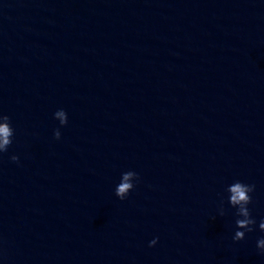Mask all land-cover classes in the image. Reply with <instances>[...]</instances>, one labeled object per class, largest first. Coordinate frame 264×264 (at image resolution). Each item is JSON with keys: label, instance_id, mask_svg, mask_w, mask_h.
Listing matches in <instances>:
<instances>
[{"label": "water", "instance_id": "95a60500", "mask_svg": "<svg viewBox=\"0 0 264 264\" xmlns=\"http://www.w3.org/2000/svg\"><path fill=\"white\" fill-rule=\"evenodd\" d=\"M0 112L2 264H264V0H0Z\"/></svg>", "mask_w": 264, "mask_h": 264}, {"label": "clouds", "instance_id": "9594fccd", "mask_svg": "<svg viewBox=\"0 0 264 264\" xmlns=\"http://www.w3.org/2000/svg\"><path fill=\"white\" fill-rule=\"evenodd\" d=\"M53 118L59 122L61 127L68 124V113L65 109L59 108L53 113ZM55 139L61 138L60 128L54 131ZM16 138L15 129L12 127L8 114L0 112V154H5L13 146ZM12 163H20L19 158L13 157ZM140 183V176L135 170H127L120 173V178L114 187V194L121 201L128 198L129 194ZM256 185L240 179L233 180L224 188V195L221 196L220 206L218 208L219 216L225 215V201L235 210V229L232 234L233 241H242L247 233L257 229L264 233V218L257 222L252 215L250 205L253 202V196ZM159 237H154L149 241L148 246L157 245ZM256 248L259 253L264 254V235L256 240ZM2 264V261H0Z\"/></svg>", "mask_w": 264, "mask_h": 264}]
</instances>
